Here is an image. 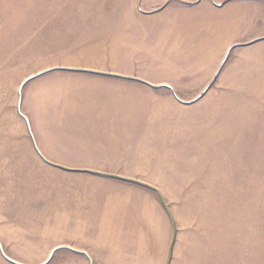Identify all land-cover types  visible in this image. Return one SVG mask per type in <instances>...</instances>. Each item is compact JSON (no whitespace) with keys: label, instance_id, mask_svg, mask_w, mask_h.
Returning <instances> with one entry per match:
<instances>
[{"label":"rangeland","instance_id":"1","mask_svg":"<svg viewBox=\"0 0 264 264\" xmlns=\"http://www.w3.org/2000/svg\"><path fill=\"white\" fill-rule=\"evenodd\" d=\"M205 1L175 37L151 0H0L8 258L166 264L164 204L170 264H264V0Z\"/></svg>","mask_w":264,"mask_h":264},{"label":"crops","instance_id":"2","mask_svg":"<svg viewBox=\"0 0 264 264\" xmlns=\"http://www.w3.org/2000/svg\"><path fill=\"white\" fill-rule=\"evenodd\" d=\"M148 6H158L161 8L155 10L151 15L158 17L159 21H166L169 33L167 35L178 36L179 29L182 24L189 21L190 17L194 19L203 20L207 16H213L219 14L218 10H215L210 1L205 0H151V2H145ZM202 16V18H200ZM159 24V23H158ZM171 28V29H170ZM178 30V32H175Z\"/></svg>","mask_w":264,"mask_h":264},{"label":"water","instance_id":"3","mask_svg":"<svg viewBox=\"0 0 264 264\" xmlns=\"http://www.w3.org/2000/svg\"><path fill=\"white\" fill-rule=\"evenodd\" d=\"M234 47H235V46H232L230 49H232V48H234ZM222 65H223V64H222ZM222 65L220 66L219 70L216 72V74H215V76H214L212 82H213V81L215 80V78L217 77V75H218V73H219V71H220ZM46 73H47V72H43V73H41V74H38L37 76H34V77L30 78L28 81H30V80H32V79H35V78H37V77H39V76H41V75H44V74H46ZM93 73H94V72H93ZM99 75H104V74H99ZM113 77H116V76H113ZM119 78L125 79L124 77H120V76H119ZM212 82H211L210 84L207 85V87H206V88L204 89V91L202 92L201 96L207 92V90L209 89V87H210V85L212 84ZM145 84L148 85V86H151V87H155V86H152V85L147 84V83H145ZM24 85H25V83H24V84L21 86V88L19 89L18 113H19V115H20L21 117L24 118V120H25V122H26V125H27V127H28V131H29L30 135L32 136V133H31V131H30V125H29V122H28V120L22 115L21 110H20V107H21V93H22V88H23ZM201 96H200V97H201ZM198 99H199V98H198ZM34 147H35V150L37 151V153L39 154V156H40L44 161H46V159H44V157H43V156L40 154V152L38 151V148L36 147L35 144H34ZM57 167H58V168H61V169H65V168L60 167V166H57ZM87 172H88V173H92V174L102 175V176L104 175V174H101V173H98V172H92V171H87ZM127 181H130V182H133V183H137V184H139V185H141V186H146V184H143V183H140V182H135V181H132V180H127ZM147 187L150 188V189L155 190L154 188H152V187H150V186H147ZM155 191H156V190H155ZM163 207H164V209H165V211H166V213H167V215H168V217H169V219H170V222H171V224H172V239H171V242H170V246H169L168 254H167V258H166V264H170V259H171V255H172V249H173L174 240H175V229H174V225H173L172 217H171V215H170L168 209L164 206V204H163ZM62 249L69 250V251H71V252H73V253H76V254L84 255V256L88 259L89 264H93L92 259L90 258V256H89L87 253L82 252V251H78V250H76V249H74V248H71V247H59V248L54 249V250L50 253V255H49L47 261H46L45 263H43V264H48V263L50 262V260L52 259V256L54 255V253H56L57 251L62 250ZM0 253H1L2 257H3L8 263H10V264H20V263L14 261V260H11L10 258H8V257L5 255V253L3 252V249H2L1 244H0Z\"/></svg>","mask_w":264,"mask_h":264}]
</instances>
